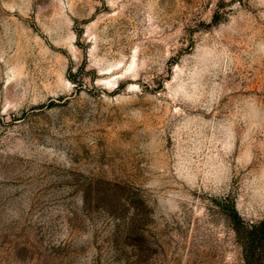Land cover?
<instances>
[{
	"label": "rangeland",
	"instance_id": "rangeland-1",
	"mask_svg": "<svg viewBox=\"0 0 264 264\" xmlns=\"http://www.w3.org/2000/svg\"><path fill=\"white\" fill-rule=\"evenodd\" d=\"M232 207L264 221V0H0V264H246Z\"/></svg>",
	"mask_w": 264,
	"mask_h": 264
},
{
	"label": "trees",
	"instance_id": "trees-1",
	"mask_svg": "<svg viewBox=\"0 0 264 264\" xmlns=\"http://www.w3.org/2000/svg\"><path fill=\"white\" fill-rule=\"evenodd\" d=\"M230 216L238 234H240L241 229L246 230L248 233L247 239L243 242L246 264H257L258 249L264 246V221L259 224H247L235 207H232Z\"/></svg>",
	"mask_w": 264,
	"mask_h": 264
}]
</instances>
